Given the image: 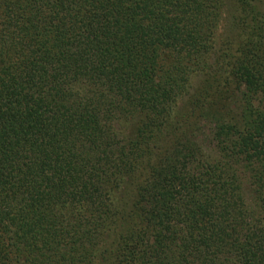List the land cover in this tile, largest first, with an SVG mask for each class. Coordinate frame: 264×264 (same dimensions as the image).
Returning <instances> with one entry per match:
<instances>
[{"label": "trees", "instance_id": "16d2710c", "mask_svg": "<svg viewBox=\"0 0 264 264\" xmlns=\"http://www.w3.org/2000/svg\"><path fill=\"white\" fill-rule=\"evenodd\" d=\"M0 264H264V0H0Z\"/></svg>", "mask_w": 264, "mask_h": 264}, {"label": "rangeland", "instance_id": "374dc122", "mask_svg": "<svg viewBox=\"0 0 264 264\" xmlns=\"http://www.w3.org/2000/svg\"><path fill=\"white\" fill-rule=\"evenodd\" d=\"M229 9H231V8H230V7L227 8V12H225L226 14H225L224 20H225V18H226V15H228V13H229V12H228ZM225 22H226V20L222 23L221 28H220V33H221V35H223V36H224V32H225V31H224V30H225V24H226Z\"/></svg>", "mask_w": 264, "mask_h": 264}]
</instances>
